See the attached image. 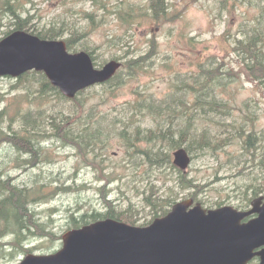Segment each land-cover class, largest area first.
Instances as JSON below:
<instances>
[{
	"label": "rangeland",
	"instance_id": "obj_1",
	"mask_svg": "<svg viewBox=\"0 0 264 264\" xmlns=\"http://www.w3.org/2000/svg\"><path fill=\"white\" fill-rule=\"evenodd\" d=\"M97 1L106 4V9L99 11L105 19L90 32L89 46L101 66L113 55L121 56L122 62L144 55L152 32L159 44L157 56L143 71L132 75V71L122 69L118 81L88 88L76 97V102L60 99L54 93L40 98L36 93L40 82L37 72L22 80L27 88L19 91L12 89L18 79L0 77V111L6 109L8 117H12L18 110L26 118L15 119L12 129H6L9 134L24 119L26 123L34 122L40 130H51L53 116L62 120L70 117L68 126L86 129L88 135L98 131L108 138L105 146L101 149L98 144L97 149L104 154L99 157L105 160L102 173L86 165L76 150L64 145L58 137H40L37 146L48 157L25 168H16L15 149L8 143H0L2 181H9L21 190L43 185L47 191L56 190L47 200L27 203L33 222L43 229L42 235L31 226L30 230H23L21 239L11 234L3 237L4 244L17 241L18 245L0 247V264H19L28 253L57 252L62 246V236L75 229L71 216L105 214L108 210L105 200L115 209L125 210L132 205L137 219L133 226H147L153 220L144 198L152 185L161 186L160 194H164L166 187L162 182L166 179L167 186L174 190L176 203L189 199L187 195L195 190L181 191L175 187L177 175L151 171L140 162L127 160L124 133L139 135L143 139L139 146L145 149L149 147L148 133L169 129L175 140L183 138L188 141L184 145L191 143L194 160L186 174L203 187L198 197L207 210L220 207L248 210L250 203L244 201L247 187L264 184V93L243 76L227 74L212 81L213 89L203 87L207 80L203 71L218 68L221 72L228 71L227 46L263 31L264 17L256 7L257 0H200L188 6L175 21L161 26H156L149 17L140 18L133 25L124 26L117 21L114 14L119 6L127 1L146 4L147 0ZM170 2L174 3L172 12L179 11L184 4L182 0ZM8 3L22 18L32 16L36 24L52 23L68 31L90 29L83 12L94 8L93 0H8ZM13 21L10 12H2L1 40L6 37L4 33L14 30ZM227 30L229 34L224 38ZM68 36L67 32L64 38ZM242 56L239 51L233 52V58L240 60ZM233 67L237 69L234 62ZM197 99L229 107H218L217 111L201 108L195 103ZM9 124L7 121L3 127ZM240 128L246 133L250 130L256 133L252 147L243 148L245 137L238 135ZM195 141L200 142L197 144L202 145L201 149ZM151 145L155 149L161 146ZM104 185L106 189L102 190ZM249 264H259V260Z\"/></svg>",
	"mask_w": 264,
	"mask_h": 264
},
{
	"label": "trees",
	"instance_id": "obj_2",
	"mask_svg": "<svg viewBox=\"0 0 264 264\" xmlns=\"http://www.w3.org/2000/svg\"><path fill=\"white\" fill-rule=\"evenodd\" d=\"M1 1V0H0ZM184 2L182 8L179 11H173L172 7L174 3L170 0H147L146 4H136L134 2L127 1L125 5L119 6L115 10V16L117 21L122 25H133L140 18L149 17L152 21L156 23V26H161L163 23L175 21L188 6L198 3L200 0H182ZM93 9L90 12H83V15L86 19L89 20L90 29L83 30H70L64 29L63 26H56L55 24H36L34 23V17L27 16L22 18L17 15V10L14 6L8 3V0H2L0 3V26H1V17L2 12H10L13 16L14 21L11 23V26L14 30L7 31L4 33V36H7L13 31H24L34 36H37L41 40H64L66 43L67 51L70 53H76L79 51H85L91 57L95 66L101 67L100 61L95 55L94 49L89 46V35L92 29L95 28L98 24L103 23L104 16L99 15L100 9H106V4L104 2H99L93 0ZM256 7L261 10V17H264V0H257ZM264 21V19H263ZM261 25V24H259ZM69 34L68 37L64 38L65 33ZM228 30L223 35L224 38L228 35ZM1 40V38H0ZM148 50L144 55H140L138 58L130 59L128 61L122 62L123 58L121 56L113 55L111 60L119 61L122 63L121 70L127 69L132 71L131 74L134 75L137 71H143L145 67L148 66L149 62L157 56L158 52V40L156 34L152 32L151 38L147 41ZM227 46L225 58H227V70L221 72L220 68L215 70H205L203 74L207 77V80L203 87L205 89L211 88L212 81H218V79L224 75L236 76L237 78L244 77L247 82L254 84L259 87L260 92L264 93V29L262 32L255 33L248 40H239L235 41V45ZM239 51L243 56L239 60L237 57L233 58V52ZM233 62L237 65V69L233 67ZM223 66V65H222ZM227 72V73H226ZM36 74L29 72L19 77L17 82L12 85V89L19 91L21 89L27 88V86L22 85V80L28 78L31 75ZM40 76L39 89L36 91L40 98H46L50 93H54L60 99L66 101L76 102L77 98L74 100H67L64 98L59 90L50 85L49 81L45 78L43 73H38ZM116 78V79H115ZM119 72L115 77L108 82L112 83L118 81ZM190 90L195 89L193 86H188ZM83 92H80L77 96L81 95ZM264 95V94H263ZM196 105H200L201 108L208 107L210 109L216 110L218 107H229L228 104H220L219 102L210 101L209 103L206 100H196ZM18 117L25 118L23 114L19 113L17 110L12 117H8V114L5 110L0 111V143H8L11 147L15 149L16 157L15 161L17 162L16 168H25L26 166H34L37 162H41L46 157H48L44 150L41 147L37 146L40 137H58L61 142L66 145L73 147L77 156L89 166L94 167L102 173L104 159L99 158L101 155H104L97 151L98 144H101L102 147L108 141V138L104 134L99 133L98 131L95 134H87V130H78L72 126H68L67 123L70 122V117H65L62 119H56L52 116L53 123L51 130H40L34 122L24 123L20 125L17 130H14L11 134L6 132V129L11 130V124ZM10 121V124L7 128H4L3 125L5 122ZM49 134V135H48ZM148 148H143L139 146V142L143 139L139 136H131L128 134H123V142L125 145V157L127 160L140 162V165H146L151 171H159L162 173L167 172V174H174L176 177L175 187L179 188L181 191L187 189H194V193H189L187 197L194 200L195 202H200L202 205L201 199L198 197V193L202 191V186L194 182V180L188 178L187 174L182 173L172 165L171 153L172 151L184 148L191 157V162L194 160L193 145L187 143L183 138L174 139L172 131H158L148 133ZM238 135L244 136L245 139L242 141L244 149H248L253 146L257 137L256 133L253 130H250L249 133L244 132L241 128L238 130ZM197 140V138H196ZM196 142V141H195ZM151 143H160L161 146L155 149V146H152ZM200 142H196V144ZM205 143V142H204ZM198 145V144H197ZM199 149L202 148V145H198ZM25 154V155H24ZM35 161L34 164L31 162ZM32 164V165H31ZM2 173L0 172V177ZM101 177H104V174H101ZM162 185L166 187L164 194H160V187L152 185L150 188L149 195L144 198V205L150 209V214L152 215V220L162 218L167 213H169L172 206L176 203L174 196V190L171 187L167 186V179L162 182ZM156 187V188H155ZM45 186L34 187L31 189H19L18 187L12 186L11 182L2 181L0 178V247L4 245H18L17 241L13 243L4 244L1 242V239L7 235H15L16 239H21L24 236L23 230H30L32 226L38 233H43V230L40 225L33 222V217L28 213L27 203L29 201H44L49 199L50 196H53L56 192L47 191L44 189ZM70 189V188H66ZM105 190V185L101 188ZM260 194L264 195V184L263 185H250L247 187L244 201L246 204H249L250 201L259 196ZM186 197V198H187ZM105 203L108 206V210L105 214H99L93 212L92 214H83L79 218L71 216L70 222L73 225V228H78L81 225H86L91 222H95L104 218H111L117 221H121L127 224L134 225L136 222L135 215L136 210L131 205L127 209H115L112 207L111 202L105 200ZM150 222H148L149 224ZM26 252V250H25Z\"/></svg>",
	"mask_w": 264,
	"mask_h": 264
},
{
	"label": "water",
	"instance_id": "obj_3",
	"mask_svg": "<svg viewBox=\"0 0 264 264\" xmlns=\"http://www.w3.org/2000/svg\"><path fill=\"white\" fill-rule=\"evenodd\" d=\"M121 62L95 69L84 51L70 54L64 41L41 40L14 31L0 41V77L44 73L63 97L72 100L95 85L109 82ZM172 164L186 172L191 158L184 148L172 153ZM260 196L247 212L232 207L205 210L186 200L146 227L104 219L71 230L62 248L49 255L27 254L20 264H264V203ZM256 217L243 222L247 217Z\"/></svg>",
	"mask_w": 264,
	"mask_h": 264
},
{
	"label": "bare ground",
	"instance_id": "obj_4",
	"mask_svg": "<svg viewBox=\"0 0 264 264\" xmlns=\"http://www.w3.org/2000/svg\"><path fill=\"white\" fill-rule=\"evenodd\" d=\"M107 84V83H106ZM105 85V84H104ZM25 155V154H24ZM11 179V178H10Z\"/></svg>",
	"mask_w": 264,
	"mask_h": 264
}]
</instances>
